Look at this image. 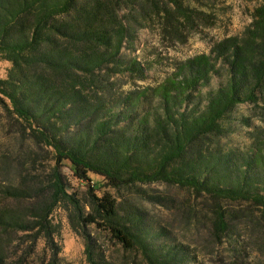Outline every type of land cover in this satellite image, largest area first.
I'll return each instance as SVG.
<instances>
[{
	"label": "trees",
	"instance_id": "trees-1",
	"mask_svg": "<svg viewBox=\"0 0 264 264\" xmlns=\"http://www.w3.org/2000/svg\"><path fill=\"white\" fill-rule=\"evenodd\" d=\"M148 1L163 36L178 33L175 19L181 26L205 20L181 0ZM137 10L147 15L137 0H0V60L11 65L0 78V113L19 128L22 145L52 156V164L42 169L37 158L19 163L20 186L3 188L8 198L30 207L23 213L0 209V264H8V236L34 231V248L44 240L56 259L61 251L52 219L59 208L84 239L88 264H107L91 226L109 232L125 250L139 251L147 264H181V252L152 243L143 215L121 213L108 192L97 195L92 176L114 190L164 183L217 203L248 202L264 210V135L250 153L203 151L237 105L248 103L264 115V5L242 38L220 43L214 57L187 63L185 73L166 82L158 94L161 114L141 118L133 98L122 108L104 99L113 76L145 72L136 59L122 58L134 40L131 16ZM212 62L226 68L227 79L206 94L201 109L192 105L191 95L208 84ZM0 163L7 166L10 160ZM63 167L86 184V202L70 192ZM224 217L222 211L217 216L218 230L226 229Z\"/></svg>",
	"mask_w": 264,
	"mask_h": 264
},
{
	"label": "rangeland",
	"instance_id": "rangeland-1",
	"mask_svg": "<svg viewBox=\"0 0 264 264\" xmlns=\"http://www.w3.org/2000/svg\"><path fill=\"white\" fill-rule=\"evenodd\" d=\"M181 1L191 10L201 11L205 20L196 19L195 23L181 26V21L175 19L174 24L180 29L170 37L163 36L153 4L148 0H137L141 7L146 8L147 15L137 10L131 16L136 33L122 58L124 61L136 59L145 72L122 71L110 78L108 97L104 98L110 104L122 108L128 98H133V103L140 104L136 110L137 118L151 113L161 114L162 103L158 94L166 82L185 73L187 63L196 62L201 57H214L212 52L220 43L242 38L254 22L257 10L264 5V0ZM159 6L164 8L161 3ZM212 64L214 72L209 74L208 84L203 86L201 83L191 95L192 105L201 109L205 105L206 94L217 90L227 79L226 68L218 62ZM10 66L8 62L0 60V78L7 77ZM220 127V134L205 141L203 151L234 152L239 155L250 153L263 139L264 115L258 107L248 103L239 104L227 113ZM17 130L19 128L12 127L4 113H0V160H10L7 166L0 163V209L22 210L23 213L30 203L8 198L3 188L20 186L18 178L22 162L37 158V166L42 169L52 164V156L32 149L34 146L31 144L22 145L21 134ZM25 166V169L31 168V164L26 163ZM61 171L70 184V192L86 202V184L80 183L69 168L63 167ZM91 179L96 185L97 195L108 192L117 199L121 213L127 211V214L143 215L147 229L152 230V243L162 250L181 252V264H264L262 207L241 201L224 200L217 203L206 195L198 197L185 188L164 183L114 190L106 187L100 177L92 176ZM38 193L42 194V190ZM34 200L33 203L38 198ZM221 211L225 215L226 229L223 231L216 226ZM52 223L59 231L55 243L61 252L56 259L53 255L56 250L50 249L44 240H39L34 248V231L12 234L6 238L5 243L9 248L7 263L50 264L54 260L53 264H88L85 241L73 231L67 212L62 208L57 209ZM88 230L107 264H147L139 251L125 250L109 232L95 226Z\"/></svg>",
	"mask_w": 264,
	"mask_h": 264
}]
</instances>
